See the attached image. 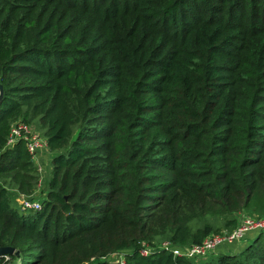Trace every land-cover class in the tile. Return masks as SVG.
<instances>
[{
	"label": "trees",
	"instance_id": "16d2710c",
	"mask_svg": "<svg viewBox=\"0 0 264 264\" xmlns=\"http://www.w3.org/2000/svg\"><path fill=\"white\" fill-rule=\"evenodd\" d=\"M0 86V264H264V230L139 253L264 216V0H0ZM17 120L50 154L36 211L13 201L39 174L5 145Z\"/></svg>",
	"mask_w": 264,
	"mask_h": 264
},
{
	"label": "built area",
	"instance_id": "2783aa9c",
	"mask_svg": "<svg viewBox=\"0 0 264 264\" xmlns=\"http://www.w3.org/2000/svg\"><path fill=\"white\" fill-rule=\"evenodd\" d=\"M22 140L26 150L32 155H36V151L45 146V140H41L35 133L30 130V127L20 120L11 124L6 138L5 145L11 146L15 142ZM39 170V169H38ZM16 198L18 208L24 211H36L40 208L39 202L23 194H19ZM264 230V216L258 217H245L237 220L236 226L229 232L214 233L204 237L200 243L190 244L184 246H171L167 242L163 245L162 249H166L173 257H182L185 259H206L213 255L214 249L222 243H231L239 241L248 232ZM152 248L142 247L139 253L143 256L150 254ZM122 253V252H121ZM114 254V253H113ZM123 260V257H122ZM123 264V261L116 262Z\"/></svg>",
	"mask_w": 264,
	"mask_h": 264
},
{
	"label": "rangeland",
	"instance_id": "374dc122",
	"mask_svg": "<svg viewBox=\"0 0 264 264\" xmlns=\"http://www.w3.org/2000/svg\"><path fill=\"white\" fill-rule=\"evenodd\" d=\"M29 127L33 133H35L41 140L44 141L40 131L33 128V126L29 125ZM35 154L36 155L34 156L33 159L36 162V165L39 169L38 170L39 174H38V179H37L35 189L31 194L28 195V197L34 199L35 201L39 202V204H40V202L45 197L44 184H45V180L48 178V172H49L48 160L50 158V154L48 153L45 146L40 147L36 151ZM15 194L16 195L14 196L13 201H14V204L16 206H18L17 202H16V198H19V196H20L19 194H21V193L15 192ZM24 196H26V195H24ZM235 216H236L237 220L238 219L241 220L242 218H245V217H258V215H256V214H250V213L242 212V211H240L238 214H235ZM223 222L224 221H222V220H211L212 225L219 226V227L220 226L222 227ZM223 232H226V231H222L219 233H223ZM258 232L251 231L245 235L246 237L245 236L242 237L239 241H235V242H231V243H222V244L218 245L214 249L213 255L221 254V253H226V254L239 253L240 251H242L244 249V247L247 245V243L249 241H251L254 237H256ZM210 234H214V233H210ZM210 234H208V235H210ZM153 242H154V248H152L153 251L156 249L157 250L162 249L163 245L166 244V243H164V242H166L165 240H160V239L154 240ZM106 261L111 262V263L123 261L122 260V253L118 252V253L111 254V255L106 257ZM92 263H95V261H92Z\"/></svg>",
	"mask_w": 264,
	"mask_h": 264
},
{
	"label": "water",
	"instance_id": "95a60500",
	"mask_svg": "<svg viewBox=\"0 0 264 264\" xmlns=\"http://www.w3.org/2000/svg\"><path fill=\"white\" fill-rule=\"evenodd\" d=\"M1 94H2V89H1V86H0V97H1ZM8 255H15V256H17L18 255V252L16 250H14L10 246L0 247V257H6Z\"/></svg>",
	"mask_w": 264,
	"mask_h": 264
}]
</instances>
